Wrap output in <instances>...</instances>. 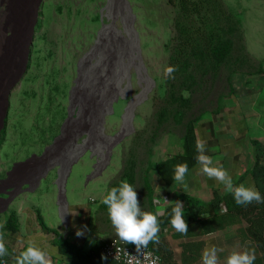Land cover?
Instances as JSON below:
<instances>
[{"label":"rangeland","instance_id":"1","mask_svg":"<svg viewBox=\"0 0 264 264\" xmlns=\"http://www.w3.org/2000/svg\"><path fill=\"white\" fill-rule=\"evenodd\" d=\"M225 2L242 27V68L231 74L224 63L212 86L197 93L196 100L182 102L180 114L165 76L174 51L177 6L168 0H37L21 72L13 67L0 79L4 112L12 89L0 135V178L17 163L42 155L57 136L60 140L41 163L17 166L8 188L24 186L18 196L46 214L57 203L59 185H65V195L76 189L95 206L104 244L118 238L102 203L110 187L127 181L136 188L141 210L157 213L162 203L155 166L184 151L191 119L199 125L236 102L261 118L259 127L250 128V138L263 166L264 0ZM6 35L20 42L11 30ZM244 226L246 250H254L257 258L259 248Z\"/></svg>","mask_w":264,"mask_h":264},{"label":"crops","instance_id":"2","mask_svg":"<svg viewBox=\"0 0 264 264\" xmlns=\"http://www.w3.org/2000/svg\"><path fill=\"white\" fill-rule=\"evenodd\" d=\"M243 107L245 106L236 102L231 108H222L219 114L212 113L205 118L196 125L198 141H206L205 154L213 159L214 166H222L229 173L234 185L243 183L246 187L254 186L259 192L264 185L253 172L259 152L252 148L250 128L259 127L261 118L257 112L253 115ZM157 189L160 196L158 200L161 198L159 202L162 203L158 205V212L161 214L175 201L182 202L183 207H186L187 204L182 201L183 194L193 195L210 206L215 192L220 195L229 193L225 191L223 184L208 178L199 163L188 170L183 184L175 181L168 184L160 178ZM173 192L176 193L172 194ZM169 195L172 197V200L168 199L170 201L165 199ZM162 200L166 202L163 203ZM56 202L49 214H46L48 210L39 211L30 199L20 196L12 200L8 207L0 203V233L5 240L8 250L6 257L10 264H15V257L27 247L29 241L48 251L53 264H74L76 260L62 251V241L86 254L93 251L101 253L103 236L96 228L95 206L85 202L76 189H72L71 193L67 191L66 195L59 194ZM226 210L224 208L221 211ZM10 219L18 226L17 230L6 229ZM244 223L243 219L235 218L234 223H224L207 230L202 222H195L188 225L187 234L178 233L171 225H165L161 226L160 238L167 240L179 264H203V252L212 245L223 249L217 253L220 256L219 264H226L230 250H246L245 240L248 237L243 232ZM84 225H87L88 231L77 237L76 230Z\"/></svg>","mask_w":264,"mask_h":264},{"label":"trees","instance_id":"3","mask_svg":"<svg viewBox=\"0 0 264 264\" xmlns=\"http://www.w3.org/2000/svg\"><path fill=\"white\" fill-rule=\"evenodd\" d=\"M168 1L179 8V14L175 18L176 34L173 36L174 51L170 61V66L174 67L175 71L170 77L168 76V81L177 113L182 114V102L196 100L197 93L209 85L212 86L224 63H229L231 74L241 70L244 35L240 21L228 8L225 0ZM184 92H188L189 97H184ZM197 141L196 124L191 119L185 133L184 151L170 156L155 166L162 180L172 184L177 165L187 164L189 170L198 164ZM257 157L253 172L258 181L264 185V165L261 166L259 154ZM121 181L112 185L110 190L119 187ZM259 193L264 199V187ZM182 201L187 204L183 207L187 225L202 222L209 230L210 227L221 226L224 223H234L235 218L243 219L247 225L246 232L259 248V256L253 264H264V202L253 201L247 205H238L232 193L220 195L218 192L214 193L210 206L190 194H183ZM173 207L174 203L168 205L158 216L160 227L171 225ZM224 208L227 210L222 212ZM17 228L18 226L10 219L6 229L17 230ZM60 247L63 252L76 258L74 264H120L110 259L102 260V253L99 251L86 254L83 250L63 241L60 242ZM150 248L161 256L163 264H179L175 259L174 250L166 239L159 238V243H151Z\"/></svg>","mask_w":264,"mask_h":264},{"label":"clouds","instance_id":"4","mask_svg":"<svg viewBox=\"0 0 264 264\" xmlns=\"http://www.w3.org/2000/svg\"><path fill=\"white\" fill-rule=\"evenodd\" d=\"M175 71L174 67H167L165 69V76H171ZM206 141H197L196 148L199 155L196 157L198 163L202 166V172L210 179H215L224 185L226 192L232 193L235 202L238 205H247L256 201L257 203L264 202L260 193L254 186H245L241 183L239 186L233 184V180L229 173L222 166H214L213 159L205 154ZM188 172L187 164H179L175 167L174 181L183 184L185 175ZM186 187V185H184ZM158 203V201H154ZM102 203L107 206L108 216L112 226L116 230L117 237L124 242V244H134L138 256H133L137 264H140L142 256L147 259L144 250L150 242L159 243L158 233L160 232V225L158 216L160 212L155 214L147 211H142L140 202L138 200L136 188H134L127 181H121L119 187H113L104 196ZM75 214V213H74ZM171 226L178 233L187 234L188 225L184 219L183 204L180 201L174 202L172 208ZM88 231L87 225L82 226L76 230L77 237L83 236ZM223 251L214 245L209 246L203 252V264H219L217 253ZM8 250L5 245L3 234L0 233V257L6 256ZM106 260L107 257H101ZM159 258H153L150 264H157ZM254 250L236 251L233 250L226 258V264H253L255 261ZM15 264H53L50 253L38 247L35 243L29 241L27 247L15 257Z\"/></svg>","mask_w":264,"mask_h":264},{"label":"bare ground","instance_id":"5","mask_svg":"<svg viewBox=\"0 0 264 264\" xmlns=\"http://www.w3.org/2000/svg\"><path fill=\"white\" fill-rule=\"evenodd\" d=\"M5 2H7L6 9ZM36 2L37 0H0V79L4 77V73H11L13 67L18 71L24 58V46ZM22 11H24L23 16L20 15ZM7 30H11L14 36L20 37L18 44L7 37ZM7 63L8 67L5 68Z\"/></svg>","mask_w":264,"mask_h":264},{"label":"built area","instance_id":"6","mask_svg":"<svg viewBox=\"0 0 264 264\" xmlns=\"http://www.w3.org/2000/svg\"><path fill=\"white\" fill-rule=\"evenodd\" d=\"M146 256L148 253H151V256L147 259H143L142 256H139L141 259L140 264H150L151 259L158 257L157 264H163L161 256L151 249L149 246L144 250ZM101 253L103 256H106L107 259L115 261L120 264H137L136 259L133 256H138L136 252L135 245L133 244H124L119 238H113L108 240L102 245ZM133 255V256H130ZM0 264H10L6 256L0 257Z\"/></svg>","mask_w":264,"mask_h":264},{"label":"flooded vegetation","instance_id":"7","mask_svg":"<svg viewBox=\"0 0 264 264\" xmlns=\"http://www.w3.org/2000/svg\"><path fill=\"white\" fill-rule=\"evenodd\" d=\"M3 101H4V98H3V92L1 93V95H0V135H1V133H2V127L4 126V124H5V116H4V103H3ZM70 117H72V116H69V118ZM79 137L80 136H78L77 138H75L74 140H75V142H78L79 140ZM45 159V157L44 158H40V159H38V160H36V161H34L33 163H29L28 165H32V164H34V163H41V161L42 160H44ZM14 170L15 169H13V170H9L8 172H7V174H6V176L5 177H1L0 178V203L1 204H5V205H7V201H6V199L8 198V197H13V200L14 199H16L17 198V196L19 195V194H22V188L24 187H21L22 185H19V188L18 189H11V188H8V187H10V185L8 184L11 180H13L12 178V176H14ZM29 177L30 178H32V175H29Z\"/></svg>","mask_w":264,"mask_h":264},{"label":"water","instance_id":"8","mask_svg":"<svg viewBox=\"0 0 264 264\" xmlns=\"http://www.w3.org/2000/svg\"><path fill=\"white\" fill-rule=\"evenodd\" d=\"M21 66L23 67V63L21 64ZM21 66H20V68H21ZM19 71H20V69H19ZM18 71V72H19ZM21 72V71H20ZM25 72H26V70H24V71H22V73L20 74V76L18 75V73L16 74V75H18V78H17V80L18 79H21V77L25 74ZM15 75V76H16ZM12 89H10L7 93V97H6V103H7V106H6V108H5V114H4V116L5 117H7V115H8V111H9V93H10V91H11ZM60 138V136H57L56 138H55V141L53 142V144L50 146V147H48L47 149H50L51 147H54L57 143H58V141L60 140L59 139ZM47 149H46V151H44V153L42 154V155H40V156H38V155H35V156H33L32 158H28L27 160H25V161H22V162H19V163H17L15 166H14V168L13 169H15L17 166H26V165H28L29 163H30V161L34 158V157H39V158H43L45 155H46V153H47ZM78 158H75L74 160H72L71 161V163H70V166H69V171H70V169H71V167H72V164H73V162L74 161H76ZM69 171H68V173H69ZM68 173H67V176H68ZM43 177H41L40 178V180L42 179ZM67 180V179H66ZM65 183H66V181H65ZM64 187H65V185L62 187L61 185H59V194L60 195H65V192H64ZM13 200V197H8L7 199H6V201H7V205H6V207H8L9 206V204H10V202Z\"/></svg>","mask_w":264,"mask_h":264}]
</instances>
